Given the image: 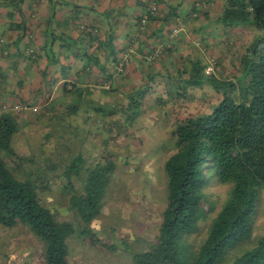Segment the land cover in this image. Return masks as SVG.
I'll return each instance as SVG.
<instances>
[{
    "label": "trees",
    "instance_id": "trees-1",
    "mask_svg": "<svg viewBox=\"0 0 264 264\" xmlns=\"http://www.w3.org/2000/svg\"><path fill=\"white\" fill-rule=\"evenodd\" d=\"M206 1L199 0L201 7ZM222 1L219 19L224 27H240L242 32L247 27L254 32L253 38L236 71L216 70L215 59L214 71L207 74L206 66L197 61L184 88H178L180 98H187L190 89L208 87L220 99L202 113L178 118L165 139L156 138L167 154L162 166L166 199L157 234L148 248L131 251L128 243L123 244L134 264H264V231L259 230L264 228L259 222L264 214L260 212L264 202V0ZM148 5L144 16L149 19L159 6L149 14ZM92 29L98 36L99 29ZM238 44L234 42L231 48ZM108 79L92 86L69 82L39 104H18L20 110L5 108L0 114V226H26L41 243L42 264H70L74 236H93L96 244L108 250L121 249L100 240L87 226L101 215L117 154L105 153L102 160L87 164L83 150L73 146L89 139L93 127L108 137L114 133L131 137L135 129L144 127L146 118H140L147 113L170 114L167 104L174 99L169 95L172 90L167 97L151 98L153 105L148 104L147 110V96L154 97L149 86L122 91ZM59 100L63 105H57ZM76 115H84L87 126L69 121ZM37 118L44 125L54 121L55 126L35 134L27 131ZM158 122L154 119L153 126ZM19 132L25 134L28 147L39 148L42 160L36 158L35 149L18 151L14 137ZM104 141L108 144L110 140ZM26 163L31 165L27 168ZM144 173L148 176L150 171ZM54 180L79 224L59 217L41 197L43 191L52 189ZM215 183L228 186L220 207L206 193Z\"/></svg>",
    "mask_w": 264,
    "mask_h": 264
},
{
    "label": "crops",
    "instance_id": "crops-1",
    "mask_svg": "<svg viewBox=\"0 0 264 264\" xmlns=\"http://www.w3.org/2000/svg\"><path fill=\"white\" fill-rule=\"evenodd\" d=\"M20 1L0 0V114L39 104L69 82L92 86L109 78L122 91L181 90L197 61L208 66L216 58L215 69L230 72L231 46L242 33L220 22L222 0H208L200 15L199 0H156L159 11L144 29L140 18L153 0Z\"/></svg>",
    "mask_w": 264,
    "mask_h": 264
},
{
    "label": "rangeland",
    "instance_id": "rangeland-1",
    "mask_svg": "<svg viewBox=\"0 0 264 264\" xmlns=\"http://www.w3.org/2000/svg\"><path fill=\"white\" fill-rule=\"evenodd\" d=\"M242 29L239 44L232 47L236 50L234 52L236 57L234 56V64L230 67L231 71H236L235 68L239 67L240 57L254 35L252 29L247 27ZM212 59L216 58L210 60ZM163 94H166V91L162 89L160 92L155 91L154 97H150L154 99ZM176 94L177 91H171L169 94L174 98L167 104L169 116H159L157 111L147 113L145 117L140 118L141 120L146 118L144 127L135 129L131 137L116 136V133L108 137L106 133L93 127L89 139L83 144L73 146L75 150H83L88 158L87 164L102 160L105 153L117 154L114 156L117 163L116 172L101 215L87 226L91 231L93 229L100 240L106 244H117L121 249L116 252L108 250L101 244H96L93 236H74L70 239V264H134L131 255L123 250V244L128 243L131 251H142L148 248V243L157 234L166 199L165 174L162 166L167 154L156 138L165 139L178 118L202 113L220 99V95L208 87L201 90L190 89L187 98H180ZM56 103L63 105L61 100ZM148 104L153 105V100L150 99L147 102V110H149ZM161 117L164 118V122ZM154 119L159 121L158 124H154L155 126L152 123ZM38 120L31 128L26 127V130L35 134L37 131H48L55 126L54 121L47 120L49 124L44 125L43 120ZM69 121L74 126H87L84 115H76L69 118ZM62 122V124L65 123V121ZM152 126L156 130L153 135L149 132ZM20 133L14 137L18 151L27 153L29 148L35 149L36 158L42 160L39 148L28 147L29 144L24 138L25 134L23 137ZM107 138L110 140L108 144L104 141ZM32 140L36 138L32 137ZM50 142L56 143V140H50ZM29 165L31 164H25L27 168ZM147 170L150 171L148 176L144 173ZM50 186L52 189L43 191L41 197L49 201V205L59 217L72 219L75 224H79L78 216L68 210L67 198L61 194L55 180L50 183ZM206 193L211 200L215 201L217 207H220L228 196V186L215 183L206 189ZM261 208L260 212L264 210V202L261 203ZM259 222L264 226V214ZM81 224L83 228L84 223ZM259 230L264 231V228ZM198 237L199 241L200 236ZM42 262L41 243L26 226L19 225L14 228L0 226V264H42Z\"/></svg>",
    "mask_w": 264,
    "mask_h": 264
},
{
    "label": "built area",
    "instance_id": "built-area-1",
    "mask_svg": "<svg viewBox=\"0 0 264 264\" xmlns=\"http://www.w3.org/2000/svg\"><path fill=\"white\" fill-rule=\"evenodd\" d=\"M156 2H157L156 0H153V1L149 2V5H148V11L149 12L147 11L149 14H154V13L157 12L158 5H157ZM206 6H207L206 2L204 4H202V7L205 8ZM147 22H148V18L146 16H143L141 18V27H142V29L145 28V25L147 24ZM156 55H157V53H154V54H152V57H154ZM214 64H215V62L212 60L211 61V65L207 67V73H210L213 70ZM14 108L20 110V106H18V105L14 106Z\"/></svg>",
    "mask_w": 264,
    "mask_h": 264
},
{
    "label": "clouds",
    "instance_id": "clouds-1",
    "mask_svg": "<svg viewBox=\"0 0 264 264\" xmlns=\"http://www.w3.org/2000/svg\"><path fill=\"white\" fill-rule=\"evenodd\" d=\"M206 3H207V6H208V0L206 1ZM207 6H206L205 8H204V7H201V9H203V12H205V10L208 9ZM201 9H200V11H198L199 13H196V15H197V14H199V15L201 14ZM212 60L215 62V64H214V66H215V65H216V60H215V59H212ZM212 60H210V63H209L208 66L211 65V61H212ZM208 66L205 67V71H206V73H207V67H208ZM213 71H214V68H213V70H212L211 72H213ZM207 74H210V73H207Z\"/></svg>",
    "mask_w": 264,
    "mask_h": 264
}]
</instances>
